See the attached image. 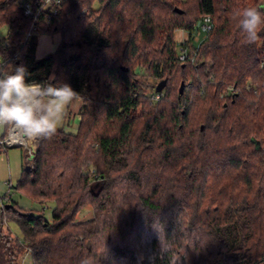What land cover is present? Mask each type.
I'll list each match as a JSON object with an SVG mask.
<instances>
[{
    "label": "trees",
    "instance_id": "obj_1",
    "mask_svg": "<svg viewBox=\"0 0 264 264\" xmlns=\"http://www.w3.org/2000/svg\"><path fill=\"white\" fill-rule=\"evenodd\" d=\"M178 1L63 0L27 40L33 19L0 0V58L24 65L28 83L55 77L83 97L78 131L37 139L14 187L53 202L52 220L8 196L0 264L24 253L32 264H264V25L248 44L237 18L264 0H195V14ZM205 17L213 27L196 47ZM178 30L189 33L185 61ZM37 35H59L55 52L37 58ZM89 206L93 218L78 222Z\"/></svg>",
    "mask_w": 264,
    "mask_h": 264
},
{
    "label": "clouds",
    "instance_id": "obj_2",
    "mask_svg": "<svg viewBox=\"0 0 264 264\" xmlns=\"http://www.w3.org/2000/svg\"><path fill=\"white\" fill-rule=\"evenodd\" d=\"M245 42L255 43L264 11L245 7L237 14ZM24 65L0 64V128L13 127L31 139L51 138L68 110L83 97L69 84L55 85L49 81L26 82Z\"/></svg>",
    "mask_w": 264,
    "mask_h": 264
},
{
    "label": "rangeland",
    "instance_id": "obj_3",
    "mask_svg": "<svg viewBox=\"0 0 264 264\" xmlns=\"http://www.w3.org/2000/svg\"><path fill=\"white\" fill-rule=\"evenodd\" d=\"M23 0H19L21 3ZM187 2V3H186ZM186 3V4H185ZM194 3L195 0H179L175 3V6L181 9H187L191 11V14H195L194 11ZM95 8L97 9L99 5L97 3L94 4ZM261 9L264 11V3L261 6ZM7 33L6 28L0 29V34L5 36ZM195 38L193 40L194 46L201 45L205 40V34H195ZM38 46L36 56L37 58L41 59L44 58L51 53L55 52L60 42V36H46V35H37ZM189 39V33L184 30H178L175 33V40L177 42V47L179 50L180 44L185 42V40ZM179 52V51H178ZM138 77L142 78L148 85H155L160 81H155L151 78H148V74L142 68H138L136 70ZM182 83L179 87H181ZM147 94V98H152L154 102L159 101L161 96H153V93L150 92L149 89L144 90ZM80 103V102H79ZM74 105L68 110L67 115L58 125L57 130H64L68 133H76L78 131V126L80 122V118L78 114H75V111L78 104ZM6 127L0 128V135H3L5 132ZM36 144V143H35ZM34 144V145H35ZM37 145V144H36ZM26 151L23 146H15L6 149V151L0 153V197L9 196L11 197L12 201L16 202L18 207L26 210L32 211L35 214L42 213L44 216L51 221L53 215V208L54 203L48 202L45 205H40L34 201H32L27 196L21 194L20 192L15 190V186L17 185L18 181L21 178V174L24 168L28 167L27 160H26ZM2 211V205L0 201V216ZM94 216L93 209L89 206L85 208L78 216V222H87L91 220ZM4 229L7 233H11L14 237L22 239V232L19 226L14 222H8L4 225ZM18 264H32L31 257L28 254H23L19 257Z\"/></svg>",
    "mask_w": 264,
    "mask_h": 264
},
{
    "label": "built area",
    "instance_id": "obj_4",
    "mask_svg": "<svg viewBox=\"0 0 264 264\" xmlns=\"http://www.w3.org/2000/svg\"><path fill=\"white\" fill-rule=\"evenodd\" d=\"M63 0H23L19 3V8L23 11L24 16L33 19L31 32L27 36V40L31 39L39 29V25L43 24L51 26L58 20L60 13V6ZM198 34L208 33L212 27V19L205 17L197 24ZM200 29V31H199ZM8 45V43H7ZM179 56L181 61H185L188 57V50L185 46L179 47ZM20 58L19 54L14 55L13 59ZM12 61V58L4 59L0 58V64H8ZM159 97V95H157ZM37 139H31L26 137L20 131L13 127H8L5 135H0V152L6 151V149L23 146L26 151V156L31 157L34 155L37 149ZM35 144V145H34ZM8 196L0 197L1 205L3 206L8 201Z\"/></svg>",
    "mask_w": 264,
    "mask_h": 264
},
{
    "label": "water",
    "instance_id": "obj_5",
    "mask_svg": "<svg viewBox=\"0 0 264 264\" xmlns=\"http://www.w3.org/2000/svg\"><path fill=\"white\" fill-rule=\"evenodd\" d=\"M176 12L182 13L181 10H179L178 8L175 9ZM167 81H162L161 83H159V85L157 86L156 92L157 93H161L165 87H166ZM185 89V83L183 82L181 87H180V93L183 94V91ZM203 129V127H202ZM34 157V155L31 156V159ZM11 206H6V209H9Z\"/></svg>",
    "mask_w": 264,
    "mask_h": 264
},
{
    "label": "crops",
    "instance_id": "obj_6",
    "mask_svg": "<svg viewBox=\"0 0 264 264\" xmlns=\"http://www.w3.org/2000/svg\"><path fill=\"white\" fill-rule=\"evenodd\" d=\"M81 106H82V102L80 101V103L78 104V106H77V108L75 110V111H77V112H75V114H78L79 113V111L81 109Z\"/></svg>",
    "mask_w": 264,
    "mask_h": 264
}]
</instances>
